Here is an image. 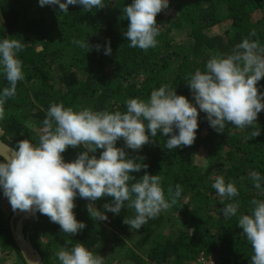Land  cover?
Masks as SVG:
<instances>
[{
  "label": "trees",
  "instance_id": "trees-1",
  "mask_svg": "<svg viewBox=\"0 0 264 264\" xmlns=\"http://www.w3.org/2000/svg\"><path fill=\"white\" fill-rule=\"evenodd\" d=\"M131 3L104 0L105 8L87 12L82 5H70L65 14L58 5L41 7L39 0H0V39H19L25 45L19 54L24 79L4 105L2 140L15 149L24 139L38 142L53 103L124 112L126 100L147 99L163 85L192 99L187 83L197 70H205L211 55L232 54L246 38L264 47V0H170L156 17L158 43L146 51L129 47L124 35L129 20L123 8ZM74 40L88 41L93 49L87 52ZM108 40L111 55H104L103 48L95 50L96 44ZM259 85H264V78ZM6 86L0 74V90ZM199 124L197 138L188 147L169 150L167 138L160 133L139 150L128 149L123 138L117 142L130 158L148 165L133 172L135 179L129 184L146 173L158 174L165 191L181 186L182 195L175 204L136 230L124 223L136 215L134 209L125 206L119 215L109 212L107 221H97L89 214L90 201L77 197L74 212L87 226L76 235L63 233L58 224L38 213L24 232L43 264H60L55 253L68 241L69 247L83 243L102 257L118 247L121 255L110 264H196L201 258L215 264H251L252 246L237 223L240 215L250 213L253 200L264 201V192L254 187L251 178L252 172L264 176V110L243 129L229 124L218 133L203 112ZM256 130L261 135L253 137ZM85 150L83 145L69 147L63 155L73 161ZM219 176L226 183L234 182L239 192L232 200L224 198L223 204L211 187ZM110 200L102 197L91 203L106 213ZM237 201V216L225 217L223 207ZM4 208H0V253L8 264H26L10 222H4Z\"/></svg>",
  "mask_w": 264,
  "mask_h": 264
},
{
  "label": "clouds",
  "instance_id": "clouds-1",
  "mask_svg": "<svg viewBox=\"0 0 264 264\" xmlns=\"http://www.w3.org/2000/svg\"><path fill=\"white\" fill-rule=\"evenodd\" d=\"M41 7L59 6L62 13L70 5H82L85 12L105 8L104 0H39ZM170 5V0H132L123 8L129 20L124 33L129 47L148 50L156 47L160 34L157 15ZM255 36V32L250 34ZM74 44L93 49L88 41L74 40ZM19 39H0V74L8 86L0 90V121L5 119L4 105L17 94V84L24 79L23 61L19 54L24 50ZM104 55H111V41L96 44ZM264 47L258 41L244 39L232 54L216 53L210 56L204 71L197 70L188 87L192 99L178 95L176 90L163 85L154 89L147 99L139 97L126 100V111H97L91 107H65L53 103L39 140L18 142L16 149L0 146V189L8 199L12 211H38L60 226L63 233L76 235L86 228L74 212L77 197L89 200L88 211L97 221H107V213L119 215L127 206L135 216L124 219L130 229L139 230L149 219L168 210L182 195L179 184L165 191L161 177L146 173L137 182L133 172L147 168V164L130 158L117 142L124 139L128 149L139 150L160 133L166 137L169 149L191 146L197 138L200 113H206L209 126L223 133L231 124L240 129L251 126L264 110ZM171 134V135H169ZM261 135L260 130L252 133ZM83 145L86 149L75 160L67 161L63 155L69 147ZM103 149L97 157L94 153ZM92 153V155H90ZM254 187L264 192V176L252 172ZM211 187L222 198L232 200L239 195L234 182L219 176ZM110 197L106 213L93 203ZM127 202V204H126ZM249 214L238 217L250 242L254 255L251 264H264V201L253 200ZM239 202L228 203L223 209L225 217L237 216ZM71 245L55 253L60 264H104V257L96 255L83 243Z\"/></svg>",
  "mask_w": 264,
  "mask_h": 264
},
{
  "label": "water",
  "instance_id": "water-1",
  "mask_svg": "<svg viewBox=\"0 0 264 264\" xmlns=\"http://www.w3.org/2000/svg\"><path fill=\"white\" fill-rule=\"evenodd\" d=\"M0 146H7L12 150H15L12 146L7 144L4 140L0 138ZM39 212H21L17 211L13 218L10 220L11 231L14 235L15 241L18 244V247L23 255V258L26 264H43L42 257L37 249L34 248L32 242L30 241L28 234L24 232V224L22 223L23 219L34 220ZM21 216L19 221L16 219Z\"/></svg>",
  "mask_w": 264,
  "mask_h": 264
},
{
  "label": "rangeland",
  "instance_id": "rangeland-1",
  "mask_svg": "<svg viewBox=\"0 0 264 264\" xmlns=\"http://www.w3.org/2000/svg\"><path fill=\"white\" fill-rule=\"evenodd\" d=\"M202 158H203V156H199L198 157V160L199 161H202ZM0 196H1V200H0V208L4 205V212H3V214H4V219H5V221L4 222H10V220L12 219L11 217L8 219V216L10 215V214H13V211H12V208H11V205H10V203H9V201H8V199L3 195V191H1V193H0ZM17 212V211H16ZM21 216H19L17 219H16V221H19L21 218H20ZM23 222V224H24V226L26 225V224H28V222H31L32 220H28L27 218L26 219H23L22 220ZM111 241H112V239H110ZM119 255H121V251H120V249H118V247L116 248V247H114V251L112 252V254L110 253H107L106 252V255L105 256H103L104 257V264H110V260H112L113 259V261H115V263H116V259L114 260V258L116 257L117 258V256H119ZM102 256V255H101ZM108 257V258H107ZM8 264V262H6L4 259H3V255L0 253V264ZM122 264V263H121ZM126 264V263H125Z\"/></svg>",
  "mask_w": 264,
  "mask_h": 264
},
{
  "label": "built area",
  "instance_id": "built-area-1",
  "mask_svg": "<svg viewBox=\"0 0 264 264\" xmlns=\"http://www.w3.org/2000/svg\"><path fill=\"white\" fill-rule=\"evenodd\" d=\"M196 264H215V262L212 259L206 261L204 258H201Z\"/></svg>",
  "mask_w": 264,
  "mask_h": 264
}]
</instances>
